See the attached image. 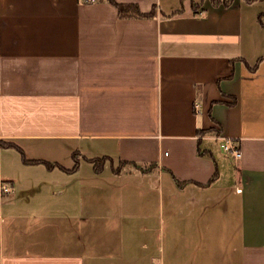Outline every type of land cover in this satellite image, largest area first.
Segmentation results:
<instances>
[{
    "label": "crops",
    "instance_id": "0c3cea01",
    "mask_svg": "<svg viewBox=\"0 0 264 264\" xmlns=\"http://www.w3.org/2000/svg\"><path fill=\"white\" fill-rule=\"evenodd\" d=\"M116 1L0 0V264H264V0Z\"/></svg>",
    "mask_w": 264,
    "mask_h": 264
},
{
    "label": "trees",
    "instance_id": "16d2710c",
    "mask_svg": "<svg viewBox=\"0 0 264 264\" xmlns=\"http://www.w3.org/2000/svg\"><path fill=\"white\" fill-rule=\"evenodd\" d=\"M82 1L86 2L85 0H82ZM107 1L112 3L116 7L118 14L122 17H128V16L149 17V16H153L155 14L154 8H152L149 11L144 12V11H141L139 9V7L137 6L136 3H132V2L122 3V2H117L116 0H107ZM194 11H196V8L194 9ZM199 132L202 133L205 131L199 130ZM107 160H109L112 163V159H110V158L108 159V157L102 156V157L91 158L90 162L92 163L93 170L95 172H100L103 169V166ZM125 165L133 166L135 169H137L140 172H148L154 166V164H152V163L145 166L143 164L136 163L135 161L119 160L117 163V166H116V168H114V170L120 171V168L124 167Z\"/></svg>",
    "mask_w": 264,
    "mask_h": 264
},
{
    "label": "built area",
    "instance_id": "2783aa9c",
    "mask_svg": "<svg viewBox=\"0 0 264 264\" xmlns=\"http://www.w3.org/2000/svg\"><path fill=\"white\" fill-rule=\"evenodd\" d=\"M86 2H93L96 0H85ZM221 148L227 152H231L232 154H234L235 156H239V149L237 147L236 144H234L233 141H228L226 143H221L220 144ZM10 191V186L9 184L5 183V182H1L0 183V194L2 195L3 193H7Z\"/></svg>",
    "mask_w": 264,
    "mask_h": 264
},
{
    "label": "rangeland",
    "instance_id": "374dc122",
    "mask_svg": "<svg viewBox=\"0 0 264 264\" xmlns=\"http://www.w3.org/2000/svg\"><path fill=\"white\" fill-rule=\"evenodd\" d=\"M85 161H87V160H85ZM86 163L87 162H85L84 164H83V166L81 167V171H85L86 169H87V166H86ZM125 167H131V168H134L133 166H130V165H125Z\"/></svg>",
    "mask_w": 264,
    "mask_h": 264
}]
</instances>
